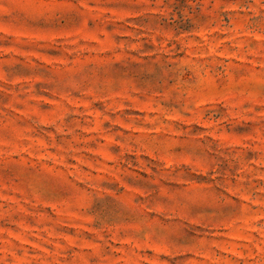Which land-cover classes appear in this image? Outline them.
Returning a JSON list of instances; mask_svg holds the SVG:
<instances>
[{
    "label": "rangeland",
    "instance_id": "1",
    "mask_svg": "<svg viewBox=\"0 0 264 264\" xmlns=\"http://www.w3.org/2000/svg\"><path fill=\"white\" fill-rule=\"evenodd\" d=\"M0 264H264V0H0Z\"/></svg>",
    "mask_w": 264,
    "mask_h": 264
}]
</instances>
